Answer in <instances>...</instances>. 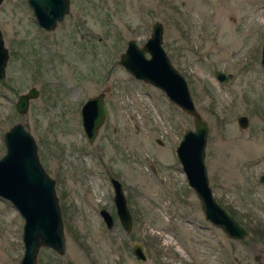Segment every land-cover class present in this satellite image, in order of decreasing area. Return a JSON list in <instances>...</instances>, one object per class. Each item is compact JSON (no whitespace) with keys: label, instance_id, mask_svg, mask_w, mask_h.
I'll list each match as a JSON object with an SVG mask.
<instances>
[{"label":"rangeland","instance_id":"1","mask_svg":"<svg viewBox=\"0 0 264 264\" xmlns=\"http://www.w3.org/2000/svg\"><path fill=\"white\" fill-rule=\"evenodd\" d=\"M27 0H2L0 29L9 57L0 79V156L4 131L28 127L55 189L65 252L42 246L37 264H264V0H70L49 31ZM155 21L209 126L205 164L214 197L248 234L225 236L207 221L175 155L193 117L160 88L119 64L126 41L141 45ZM232 74L219 82L214 70ZM39 95L21 115L16 99ZM103 92L107 109L92 143L81 106ZM246 115L241 127L238 116ZM123 184L133 225L115 213L110 176ZM0 197V264H19L24 219ZM101 209L114 215L112 227ZM145 247L147 259L132 250Z\"/></svg>","mask_w":264,"mask_h":264},{"label":"water","instance_id":"2","mask_svg":"<svg viewBox=\"0 0 264 264\" xmlns=\"http://www.w3.org/2000/svg\"><path fill=\"white\" fill-rule=\"evenodd\" d=\"M68 2L70 0H27V5L32 8L37 25L49 31L69 11ZM150 31L149 37L141 45L132 38L126 41V48L124 52H120L118 63L135 79L160 88L171 103L193 117V127L186 128L181 133V139L175 147V155L186 175L187 185L199 199L204 218L225 232V236L240 240L248 234L246 227L212 195V187L209 185L204 154L209 126L197 112L185 76L170 61L167 51H164L162 22L155 21ZM2 36L0 29V79L5 77L4 68L9 57ZM261 47V66L264 68V41ZM213 70L219 82H226L232 76L221 69ZM103 94L100 92L95 96H88L80 107L82 128L89 143L95 140L99 126L106 119L107 109ZM38 95L39 90L35 86L29 87L16 99V110L21 115L26 113L30 100ZM247 119L246 115L238 116L237 121L242 128L248 124ZM3 139L6 149L0 156V197L9 200L24 219L21 233L24 252L19 264H37V254L42 246L51 247L61 255L65 252L66 236L63 233L64 223L59 198L55 192L56 182L45 172L40 162L37 142L22 121L14 122L5 130ZM260 178L264 180V174ZM108 179L114 189L113 200L118 220L125 231L129 232L133 220L122 189L123 184L115 176L111 175ZM101 216L103 221L112 227V214L106 209H101ZM144 248L141 242L133 243V253L143 262L147 259Z\"/></svg>","mask_w":264,"mask_h":264},{"label":"flooded vegetation","instance_id":"3","mask_svg":"<svg viewBox=\"0 0 264 264\" xmlns=\"http://www.w3.org/2000/svg\"><path fill=\"white\" fill-rule=\"evenodd\" d=\"M123 189V188H122ZM124 190V189H123ZM125 193V192H124ZM114 195V194H113ZM126 199V198H125ZM112 200H113V198H112ZM128 203V202H127ZM114 204H115V202H114ZM115 207H116V205H115ZM115 213H116V211H115ZM112 214V213H111ZM117 214V213H116ZM112 216H113V218H112V221L114 222V215L112 214ZM122 225V224H121ZM123 226V225H122ZM124 227V226H123ZM125 230V229H124ZM132 247H133V245H132ZM133 250V249H132ZM131 250V251H132ZM146 251V250H145ZM135 254V253H134ZM136 256V255H135Z\"/></svg>","mask_w":264,"mask_h":264}]
</instances>
